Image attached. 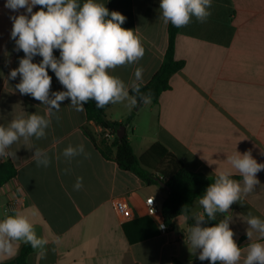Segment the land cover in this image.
<instances>
[{
	"label": "crops",
	"instance_id": "crops-1",
	"mask_svg": "<svg viewBox=\"0 0 264 264\" xmlns=\"http://www.w3.org/2000/svg\"><path fill=\"white\" fill-rule=\"evenodd\" d=\"M5 2L0 0V126L7 127L16 118L44 115L47 106L19 93V75L10 78L24 57L11 38L10 17L25 14V10L13 12ZM97 2L124 15L122 27L134 30L145 49L137 64L118 66L110 73L130 85L135 70L141 68L143 80L138 83H149L162 66L169 42V23L159 18L160 0ZM209 11L205 22L193 17L179 28L176 58L185 61V67L172 77L171 88L158 103L137 109L130 96L111 104L108 116L125 122L137 111L126 135L138 156L158 143L192 172L207 177L231 172L242 181L227 157L247 151L264 164V0H212ZM54 55L59 58V51L54 50ZM41 60L37 55L33 62ZM49 75L52 92L65 90L50 69ZM50 119L46 137L20 138L7 150L13 153L8 157L18 172L0 188V220L6 215L26 216L37 236L47 241L34 249L28 264H175V260L205 264L186 239L189 221L203 214L199 199L188 215L162 232V212L150 216L146 200L154 197L161 206L169 191L161 185L148 186L114 160L105 159L82 131L87 122L85 108L77 112L66 100ZM93 128L101 147V128ZM81 144L86 156L64 157L66 147ZM37 148L50 158L48 167L37 166ZM77 177H83L79 191L74 190ZM257 178L260 183L253 192L243 195L229 212L218 213L222 219L231 218L229 226L242 252L239 264L250 243H264V236L248 229L246 223L249 213L264 220V171ZM143 230L156 233L131 243L127 233L137 236ZM247 230L252 231L250 239ZM24 245L13 242L10 253H0V264H10Z\"/></svg>",
	"mask_w": 264,
	"mask_h": 264
},
{
	"label": "clouds",
	"instance_id": "clouds-1",
	"mask_svg": "<svg viewBox=\"0 0 264 264\" xmlns=\"http://www.w3.org/2000/svg\"><path fill=\"white\" fill-rule=\"evenodd\" d=\"M4 6L13 12L25 10V14L10 17L13 21L11 38L17 50L24 53L19 67L11 70L10 78L19 75L20 82L16 85L19 93L31 95L47 109L44 115L34 113L27 118L13 119L7 127L0 126V157L12 156L7 150L20 138L39 140L46 137L50 115L54 110L59 111L66 100L77 112L83 111L90 100H94L98 108L124 102L130 98V91L139 94L144 104L151 103L150 93H140L141 68L135 70V80L130 85L110 73L118 66L137 64L145 53L134 30L122 27L126 17L120 12H110L97 0H84L82 4L79 0H6ZM36 6L40 7L34 12ZM211 7L212 0H160L159 18L165 24L181 28L193 17L205 22L211 15ZM54 50L59 51V58ZM37 55L42 60L34 63ZM49 69L65 90L51 91ZM137 102L136 96H131V104ZM63 155L72 159L87 153L82 144L69 145ZM34 159L38 167H48L51 163L47 153L38 148L34 151ZM227 160L242 181L231 178V172H219L199 199L203 214L193 217L195 223L186 232L187 243L199 252L198 259L209 261V264H239L241 261V247L234 240L230 217L213 226L202 225L206 219L214 221L218 213L229 212L231 205L253 192L260 183L257 174L264 171V164L258 163L251 152L236 151ZM82 187L83 177H77L74 190ZM246 223L248 229L264 236V220L249 213ZM247 236L250 239L252 231L247 230ZM15 241L30 244L33 249L47 243L37 236L26 216L6 215L0 220V253H10ZM243 264H264V243H250Z\"/></svg>",
	"mask_w": 264,
	"mask_h": 264
},
{
	"label": "trees",
	"instance_id": "trees-1",
	"mask_svg": "<svg viewBox=\"0 0 264 264\" xmlns=\"http://www.w3.org/2000/svg\"><path fill=\"white\" fill-rule=\"evenodd\" d=\"M79 2L82 4L84 1L79 0ZM168 31V48L161 68L149 83L140 84V93L145 95L150 93L153 104H157L161 95L171 88L172 77L185 67V61L176 58V40L179 28L169 23ZM130 96H136L137 105L142 102L139 99V94L130 91ZM142 104L144 103L142 102ZM110 106L111 104H108L103 108H98L94 100L88 101L84 106L87 122L82 127V131L96 144L101 155L107 160H114L120 169L136 174L148 186L159 185L158 178L170 188L168 197L161 205L163 223L167 231H169L177 218L189 214L194 201L202 197L206 188L214 182L215 177H207L188 170L182 162L175 159L163 145L158 143L153 145L142 156H138L127 135L121 139L117 137V132L121 126L129 127L132 124L137 111H133L125 122H116L108 116ZM94 126L102 128L105 132L111 131L113 133L114 138L111 140V144L101 147L97 144ZM17 172L16 165L7 157L0 164V188L15 179ZM231 178L238 180L237 177ZM221 220L223 219L217 214L214 221L206 219V223L202 226H213ZM194 223V219L189 221L190 226H193ZM155 233L143 230L137 236L129 232L127 234L130 242L135 243L151 238ZM33 251L34 249L30 244L24 245L20 255L11 261L10 264H28V258ZM204 263L209 264V261H204ZM175 264L187 263L175 260Z\"/></svg>",
	"mask_w": 264,
	"mask_h": 264
},
{
	"label": "built area",
	"instance_id": "built-area-1",
	"mask_svg": "<svg viewBox=\"0 0 264 264\" xmlns=\"http://www.w3.org/2000/svg\"><path fill=\"white\" fill-rule=\"evenodd\" d=\"M98 137H99V140H100L102 146H104L106 144H111V142H112L111 140L114 138V135L111 131L105 132L101 128V133L99 134ZM5 160H6L5 157H0V164L3 163ZM146 204L148 206V214L150 216H154L161 211V206L156 202L154 197L148 198L146 200ZM162 225H163V227H161L162 232H167V228L164 225V223Z\"/></svg>",
	"mask_w": 264,
	"mask_h": 264
},
{
	"label": "water",
	"instance_id": "water-1",
	"mask_svg": "<svg viewBox=\"0 0 264 264\" xmlns=\"http://www.w3.org/2000/svg\"><path fill=\"white\" fill-rule=\"evenodd\" d=\"M142 105V102L138 105L137 109ZM126 135V126H121L120 129L118 130L117 132V137L119 139L123 138L124 136ZM157 181L159 183V185H161L162 187H164L167 191H170V188L165 184L163 183L162 181H160L158 178H157Z\"/></svg>",
	"mask_w": 264,
	"mask_h": 264
},
{
	"label": "rangeland",
	"instance_id": "rangeland-1",
	"mask_svg": "<svg viewBox=\"0 0 264 264\" xmlns=\"http://www.w3.org/2000/svg\"><path fill=\"white\" fill-rule=\"evenodd\" d=\"M148 105H152V102H151V103H149ZM142 111H144V110H142Z\"/></svg>",
	"mask_w": 264,
	"mask_h": 264
}]
</instances>
